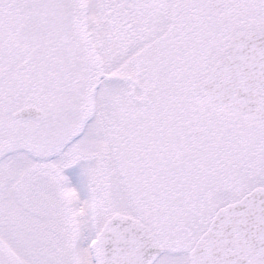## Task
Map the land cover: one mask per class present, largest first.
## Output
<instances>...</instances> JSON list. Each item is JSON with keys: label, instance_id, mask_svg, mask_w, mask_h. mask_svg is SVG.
Wrapping results in <instances>:
<instances>
[{"label": "snow or ice", "instance_id": "snow-or-ice-1", "mask_svg": "<svg viewBox=\"0 0 264 264\" xmlns=\"http://www.w3.org/2000/svg\"><path fill=\"white\" fill-rule=\"evenodd\" d=\"M0 264H264V0H0Z\"/></svg>", "mask_w": 264, "mask_h": 264}, {"label": "rangeland", "instance_id": "rangeland-1", "mask_svg": "<svg viewBox=\"0 0 264 264\" xmlns=\"http://www.w3.org/2000/svg\"><path fill=\"white\" fill-rule=\"evenodd\" d=\"M64 174L69 177L73 186L81 195V198L87 195L86 179L84 178L80 164L72 165L64 170Z\"/></svg>", "mask_w": 264, "mask_h": 264}]
</instances>
